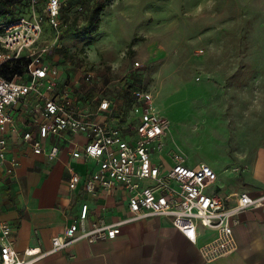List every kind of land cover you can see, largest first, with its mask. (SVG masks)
<instances>
[{"label":"rangeland","instance_id":"1","mask_svg":"<svg viewBox=\"0 0 264 264\" xmlns=\"http://www.w3.org/2000/svg\"><path fill=\"white\" fill-rule=\"evenodd\" d=\"M95 1L66 0L63 27L45 25L40 44L66 75H98L109 97L150 91L169 122L163 155L174 148L187 167L240 183L264 145V0H112L87 33Z\"/></svg>","mask_w":264,"mask_h":264},{"label":"built area","instance_id":"2","mask_svg":"<svg viewBox=\"0 0 264 264\" xmlns=\"http://www.w3.org/2000/svg\"><path fill=\"white\" fill-rule=\"evenodd\" d=\"M37 2L30 0L27 13L10 15L0 26V70L6 63L20 58L29 60L22 76L7 80L0 74V160L4 159L7 150L4 133L11 123L8 108L28 95L41 97L43 122L36 136L30 132L23 134L24 142L29 144L33 153L43 154L44 141L51 135L59 137L71 133L84 136L86 143L71 155L77 159L94 160L97 168L84 181L72 173L71 184H81L91 196L99 192L109 194L114 188H121L127 195L130 216L116 223H105L100 219L98 225L88 229L89 207L82 204L64 231L51 239L48 251L28 248L23 253L16 250V228L0 222L1 264H34L80 240L89 244L112 240L123 224L155 216L168 218L175 230L192 244H197L199 236L206 235V231L214 232L208 241L199 245V252L207 263L236 252L234 226L237 217L245 210L263 206L264 194L252 198L239 193L231 204L219 193H208L215 177L205 164L187 167V159L174 148L163 155L169 122L161 115L153 94L148 90L125 89L130 92L132 104L128 109L122 107L120 113L113 100L102 99L98 111L111 112L106 122L97 121L93 115L77 107L68 90L53 95L58 87L57 69L44 64L43 57L48 48L38 45L44 24L57 32L63 27L60 10L65 0H43L40 13L35 11ZM135 67L139 64L136 63ZM93 79L91 72H85L86 82ZM46 93L52 95L46 96ZM58 152V146L54 145L46 153L47 159L53 161ZM16 165L12 162V167Z\"/></svg>","mask_w":264,"mask_h":264},{"label":"crops","instance_id":"3","mask_svg":"<svg viewBox=\"0 0 264 264\" xmlns=\"http://www.w3.org/2000/svg\"><path fill=\"white\" fill-rule=\"evenodd\" d=\"M77 9L81 10L80 5ZM9 17L5 14V8L0 10V26ZM45 25L48 26L44 24L43 29ZM51 55L48 49L43 62L57 69L58 87L53 95L68 90L75 99V105L100 122H106L111 117L109 111H98L102 99L113 100L116 111L122 112L124 99L107 96L108 86H105L106 82H99L98 75L91 72L94 79L90 83L86 82L84 74L87 70L83 67L81 77L72 78L61 68L58 55ZM61 76L64 80H61ZM48 95L52 94L46 93ZM42 111L43 100L32 94L20 98L7 110L11 123L4 133L7 142L5 157L0 160V222L16 228L14 241L19 253L28 248L48 251L51 239L64 231L85 203L89 207L88 229L98 225L100 219L105 223H116L130 216L127 195L121 188L116 187L109 194L99 192L91 196L81 184H71L72 173L78 174L84 181L97 168L96 161L77 159L71 155L86 143L84 136L71 133L59 137L51 135L44 141V153H33L22 136L27 132L37 135L43 122ZM246 142L254 140L250 137ZM54 145L58 146L59 152L53 161H49L46 153ZM12 162L17 165L12 167ZM246 166L240 183H230L225 176L216 177L212 172L215 179L208 193H219L231 204L239 193H246L252 198L262 196L264 145L247 158ZM213 235L214 232L206 231V235L199 236L197 244H192L175 230L168 218L155 216L123 224L119 234L112 240L92 244L80 240L66 250L50 254L34 264H264V205L238 215L234 226L238 245L236 252L207 263L199 252V245Z\"/></svg>","mask_w":264,"mask_h":264},{"label":"trees","instance_id":"4","mask_svg":"<svg viewBox=\"0 0 264 264\" xmlns=\"http://www.w3.org/2000/svg\"><path fill=\"white\" fill-rule=\"evenodd\" d=\"M111 1L112 0H97L92 4L87 16V33H93L97 31L100 22V15L109 6ZM29 2L30 0H23L22 2H14L13 0H0V10H3L5 8V14L11 16H18L27 13V10L29 8ZM78 5H80V7L82 8V4L79 3ZM64 9H66V5H63L60 10V19L62 22L65 21L64 14L66 11ZM65 36L66 34H64V36L62 37ZM28 64V59L20 58L18 60L3 65L0 70V74L7 80L15 79L18 76H22L26 72ZM122 89L123 91H125V87H123ZM123 91L121 95L125 101L124 108L128 109L132 104V99L130 97L129 91Z\"/></svg>","mask_w":264,"mask_h":264}]
</instances>
